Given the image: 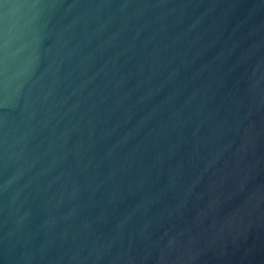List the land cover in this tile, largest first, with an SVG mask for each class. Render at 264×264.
<instances>
[{
  "label": "water",
  "instance_id": "95a60500",
  "mask_svg": "<svg viewBox=\"0 0 264 264\" xmlns=\"http://www.w3.org/2000/svg\"><path fill=\"white\" fill-rule=\"evenodd\" d=\"M0 264H264V0H0Z\"/></svg>",
  "mask_w": 264,
  "mask_h": 264
}]
</instances>
